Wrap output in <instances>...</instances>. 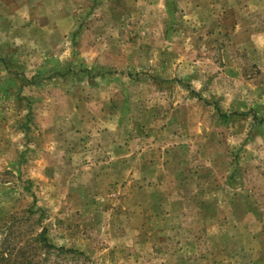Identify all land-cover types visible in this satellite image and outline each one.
<instances>
[{
  "label": "rangeland",
  "instance_id": "1",
  "mask_svg": "<svg viewBox=\"0 0 264 264\" xmlns=\"http://www.w3.org/2000/svg\"><path fill=\"white\" fill-rule=\"evenodd\" d=\"M3 2L0 243L264 264V0Z\"/></svg>",
  "mask_w": 264,
  "mask_h": 264
},
{
  "label": "trees",
  "instance_id": "2",
  "mask_svg": "<svg viewBox=\"0 0 264 264\" xmlns=\"http://www.w3.org/2000/svg\"><path fill=\"white\" fill-rule=\"evenodd\" d=\"M7 238L4 237L3 241ZM65 251L51 245L44 232H39L23 244L0 243V264H47L52 250Z\"/></svg>",
  "mask_w": 264,
  "mask_h": 264
},
{
  "label": "crops",
  "instance_id": "3",
  "mask_svg": "<svg viewBox=\"0 0 264 264\" xmlns=\"http://www.w3.org/2000/svg\"><path fill=\"white\" fill-rule=\"evenodd\" d=\"M3 1H6V0H2V2ZM8 1V5L10 4V7H16V8H19V9H21V8H28V9H30V23H32L33 21H35V20H38V24L37 25H39V29H41L42 27H41V19L43 18V9H45V8H47V7H49V0L47 1V0H7ZM0 5H4V7H5V5H6V3H0ZM15 9V8H14ZM33 9H37V15L36 14H34L33 15ZM42 11V12H41ZM12 12V11H11ZM19 14L20 13H15V15L14 16H12V18L13 17H19ZM43 23V22H42Z\"/></svg>",
  "mask_w": 264,
  "mask_h": 264
}]
</instances>
